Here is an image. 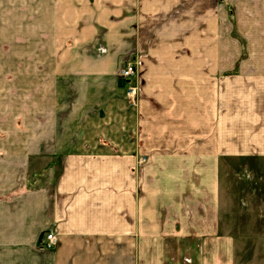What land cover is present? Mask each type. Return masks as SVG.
<instances>
[{
    "label": "crops",
    "instance_id": "0c3cea01",
    "mask_svg": "<svg viewBox=\"0 0 264 264\" xmlns=\"http://www.w3.org/2000/svg\"><path fill=\"white\" fill-rule=\"evenodd\" d=\"M181 1L0 0V264H264L220 211L227 161L264 157V97L228 99L223 75L239 61L242 88L264 91V49L151 51L136 107L118 76ZM228 1L260 42L264 0ZM39 154L56 161L35 182Z\"/></svg>",
    "mask_w": 264,
    "mask_h": 264
},
{
    "label": "rangeland",
    "instance_id": "374dc122",
    "mask_svg": "<svg viewBox=\"0 0 264 264\" xmlns=\"http://www.w3.org/2000/svg\"><path fill=\"white\" fill-rule=\"evenodd\" d=\"M185 1L186 0L183 2L181 1L182 5L180 3V5L178 3L174 4L175 6H172L171 10L167 12L166 18L163 17V19H158V22L161 21V23L158 24L157 22L155 27H151L147 43L143 45L144 47L142 46L141 49L135 50V54L138 56L140 63L138 67V77L131 79L129 84L138 85L139 92H137L138 94L136 95L134 104L127 101L134 107H136L137 100L141 93H143V88H145L146 67L144 60L151 51L169 53V51L172 50H213L219 48L231 50L241 48L242 54L239 60L243 61L246 58V52L250 49L249 47H251V44L254 45V48L264 49V31L256 35L257 37L263 38L261 39L263 42L260 40V42H254L253 44L247 41L246 35L250 34L249 30L247 29L244 32L243 29L236 24L237 5H233L228 0H194L195 5L190 4L191 0H187L188 2L186 5ZM240 6L241 5H239V7ZM261 16H264V10H260L259 6L255 5L254 17L258 18ZM192 22H194L193 28L191 26ZM219 37L225 40L219 43L217 42ZM240 64L241 63L238 61L233 68L228 69L223 75L224 78H226V85L231 87L226 91L227 98L264 97L263 90L242 88V85L238 81H247L248 75L241 74L239 69ZM195 77L196 80H202L203 75L197 74ZM197 77L199 79H197ZM235 78H246V80H235ZM123 81L124 80H122V82ZM259 85H263V83ZM243 86H249V83H244ZM43 92L44 91L39 90L35 91V115H41V113L47 112L46 103L44 102L45 105L42 103ZM52 92L54 93L53 90L51 93ZM159 92L166 93L170 91L159 90ZM26 93L27 91L25 90L19 91V102L23 104H20L18 107L21 113L20 117H23V120H20L21 129H30V124L32 123V118L29 117V119H27V116L22 115L21 112L23 111V114L26 113ZM212 93H214V91H212ZM51 100L53 102L54 97H51ZM200 101L198 102L199 106L203 109L202 104L200 105ZM197 107L198 106H196V110L199 108ZM9 112L10 109L8 107L6 113ZM3 120L1 124L2 128L9 129L10 123L6 120L5 116ZM49 157V154H39L35 155L34 159L31 160V163H34L36 172L32 171L30 176H35V182H38L39 178H41L36 176L41 173L43 166L46 168L51 162L56 161L55 158L51 160ZM144 160L145 158L142 156L138 158L139 163H143ZM33 172L35 173L33 174ZM221 179L220 211L222 218H224L229 227L233 229L238 227V230L242 231L240 234H243V238L241 239L242 242H258L260 245H264V157L255 159H242L239 157L228 160L226 168L222 170ZM31 184L33 185V183ZM254 252L258 254L261 253L262 250H254Z\"/></svg>",
    "mask_w": 264,
    "mask_h": 264
},
{
    "label": "built area",
    "instance_id": "2783aa9c",
    "mask_svg": "<svg viewBox=\"0 0 264 264\" xmlns=\"http://www.w3.org/2000/svg\"><path fill=\"white\" fill-rule=\"evenodd\" d=\"M140 63L138 56L133 54L125 59L124 63L121 65L118 76L125 81V97L129 103L134 104L136 100V95L139 92V86L134 84H129L131 79L138 77V67ZM57 235L52 227H49L41 236L39 240V245L43 248L51 249L57 244Z\"/></svg>",
    "mask_w": 264,
    "mask_h": 264
}]
</instances>
